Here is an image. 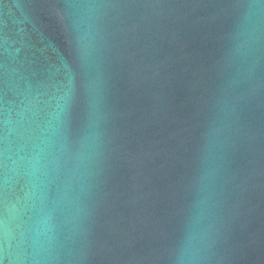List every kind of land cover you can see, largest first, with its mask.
<instances>
[{
    "label": "water",
    "instance_id": "1",
    "mask_svg": "<svg viewBox=\"0 0 264 264\" xmlns=\"http://www.w3.org/2000/svg\"><path fill=\"white\" fill-rule=\"evenodd\" d=\"M0 264H264V0H0Z\"/></svg>",
    "mask_w": 264,
    "mask_h": 264
}]
</instances>
